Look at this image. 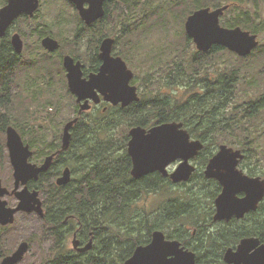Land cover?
Wrapping results in <instances>:
<instances>
[{
    "label": "trees",
    "instance_id": "1",
    "mask_svg": "<svg viewBox=\"0 0 264 264\" xmlns=\"http://www.w3.org/2000/svg\"><path fill=\"white\" fill-rule=\"evenodd\" d=\"M6 2L7 0H0V6ZM247 2L257 9L259 3L264 0H247ZM225 3H227L226 0H108L105 3V15L91 25L84 24L85 27H80L81 19L75 14L77 19L75 35L84 38V30L91 32L94 41L93 43L89 41V44H94L92 49L95 48L98 45L96 44L98 39L101 41L102 38L110 36L109 29L113 21V12H116L117 16L114 17L116 27L120 25L119 35L115 36L116 43L123 44L121 42V37H123L128 50H140L139 41L152 36L155 34L154 32H157V29L169 32L168 35L171 36V27H174L180 20L184 22L193 10L203 6L217 7ZM40 9L37 10L33 18L22 15L16 21H19L20 24L29 22L31 19L36 21L41 13ZM249 9L250 6L248 9H240L237 4L232 5L223 15L222 24L228 27L240 25L254 33H260L255 25L256 19L252 17ZM228 14L233 15L228 17ZM58 25L63 26L64 20H60ZM51 28V24L47 21L36 22L34 31L39 37L38 44H41L40 40L44 34H53L60 41L59 49L63 48L64 44L61 38L55 35ZM97 34H99L98 37ZM23 36H27V34L23 33ZM77 37L75 39L79 40L80 38ZM182 37L184 38L182 42L173 41L166 45L164 50L154 55L147 52L143 60L150 63V73L153 75L162 72L166 78V85L171 86L173 90L176 86L185 85L188 89L189 99L175 102L173 101L174 96L163 93L165 90L160 88L161 90L159 89L150 98L141 95V99L134 102L125 111L110 112L109 116L115 118L110 120L117 121L118 124L117 131L109 135L110 137L115 136L117 138L115 140L94 141L99 136L101 127L109 122L107 113L91 111L88 112L92 113L88 119L85 116L88 113H82L78 122L72 127V137L83 138V145H79L82 149H75L73 153L76 154L73 155V161L70 160L71 164L75 163L78 166L84 163L82 184L78 183L66 193L54 190L49 193L45 192L44 219L34 213H22L19 215V219L29 215L40 219L43 225H50L56 233V242L58 240L64 245L71 227L66 229L64 219L74 216L75 218L69 223L76 226L78 223L82 224L81 238L92 231L93 246L84 253H76L66 249L65 246L54 245V256L40 264H124L138 245L150 242L154 230H163L167 238L171 239H180V236H186L181 227H178L177 221L178 223L182 222L183 216L186 215L188 202L182 199L174 202V194L171 191H161L160 195H166V198L157 203L156 209L153 211L135 206L142 197H147L153 190L158 191L161 185L171 184L160 172L141 178L130 175L127 141L130 138L129 128L131 126H151L157 123L180 121L195 138H207L211 135L226 133L233 135L235 132L248 133L245 137H250L253 130L259 128L260 122H264V92L256 100L231 105L237 97L238 68H232L226 71L227 73H216L217 75L204 72L207 67L216 65L214 57L226 50L225 47L215 44L208 52L195 50L191 57L192 72H187L183 63L184 48L180 50L177 44H184L186 47L193 43V40L186 32ZM10 45V37L7 34L2 38L0 47L2 57L0 76L4 73L8 74L6 78L0 77V136H5L7 126L13 125L24 137L23 125L26 123L29 126V124L24 114L27 109H22V105H25L24 103L27 101L23 95L22 80H17V77H21V74L24 73L28 74L31 67H35L48 80H50L49 77L55 79L58 74L53 73L55 69L53 68L52 53L44 51V58L39 61L33 59V56H30V59H24L23 55L14 53L9 47ZM259 50H262L260 58H263L264 43H261L251 55L241 57V60L250 59ZM174 51L176 52L174 53ZM71 54L81 59L79 54L75 52H71ZM90 55L92 65L91 68L86 69V72L97 69L101 63L100 58L95 56L94 49ZM130 57L131 55H123L128 63H130ZM60 68L64 69L61 61ZM56 73L60 74L61 72L57 71ZM172 80L175 81L172 82ZM29 83L33 85L34 81L30 80ZM30 87L27 85L28 89ZM41 92L44 94L41 88L36 90L30 96L31 101L38 103L44 109L54 107L56 101L39 102L37 100ZM51 92L49 90L50 94ZM68 92L70 93V91ZM248 93L249 90H244V94ZM230 106L231 111L227 113ZM61 134L60 129L54 132L48 143L50 149L54 150L55 147L60 146ZM46 137H48L46 132L39 134L34 132V136L28 139L32 146L35 145L34 141L45 145ZM73 144H70V149L78 146V142L75 146ZM251 144L243 143L239 147L247 152L249 150L247 147ZM211 145L216 146L217 144ZM83 149L84 152L81 151ZM207 151L209 153L205 154ZM212 155L213 149L210 145H205L199 152L196 161L202 162L204 165ZM59 160L55 163V167H59ZM195 175L200 180L205 179L200 168L196 170L194 177ZM189 212L191 215V209ZM190 223L198 224L199 219L190 216ZM8 228L2 231H6ZM252 233L264 235L263 220L260 222V228L254 229ZM1 243L0 260L6 255L5 249H1Z\"/></svg>",
    "mask_w": 264,
    "mask_h": 264
},
{
    "label": "water",
    "instance_id": "2",
    "mask_svg": "<svg viewBox=\"0 0 264 264\" xmlns=\"http://www.w3.org/2000/svg\"><path fill=\"white\" fill-rule=\"evenodd\" d=\"M76 5L80 16L86 24L90 25L105 15V3L108 0H68ZM89 5L86 6L85 4ZM41 0H8L0 8V45L1 39L7 34L12 23L22 14L30 17L39 9ZM230 4L217 7H200L191 12L186 19L185 29L189 37L196 43L198 50L209 51L215 44L222 45L241 57L248 56L259 45L260 40L256 33L242 28V26L226 27L221 24L220 18L229 8ZM11 42L19 52L23 50L24 41L20 33L11 36ZM42 45L49 51H54L59 46L58 39L51 35L41 40ZM115 38H103L100 45L102 64L98 72L90 73L84 77L81 61H75L71 55H65L64 67L67 70V80L70 91L77 96L80 112L89 110L90 100L98 102L100 92L105 100L114 104L122 102L123 106L140 99L138 87L131 85L134 71L128 66L126 60L118 55L113 56L112 50ZM1 64V55H0ZM79 117L70 119L64 126L61 149L65 150L70 145V129L78 122ZM7 147L14 167L15 186L11 190L3 185L0 176V225L12 224L18 212H36L44 217L43 203L38 190L30 191L27 187L19 189L20 184H26L29 179H38L42 171H46L52 164L56 151L48 155L45 161L38 166L29 162L33 151L26 144L18 130L9 125L6 130ZM204 144L198 139H192L183 122L172 121L153 125L145 128L141 125L130 129L128 151L133 159L134 177H140L151 172L159 171L164 176H170L174 182L189 181L196 170L190 160L196 157ZM175 157V158H172ZM244 158L241 149L235 150L227 144H222L217 153L206 165L204 174L206 178L217 179L224 186L223 192L216 199L218 215L229 219L236 213L243 217L250 209H255L264 196V179L260 176L251 178L244 175L237 168L239 159ZM181 160L177 168L169 172L168 166L174 161ZM70 180V171L65 169L63 176L58 179V184H66ZM243 189L248 197L235 199L234 194ZM15 195L18 198L16 206H8L6 195ZM79 240L75 239L76 248L85 252L92 248L93 241L78 247ZM259 244L258 238H245L241 241L237 251L228 250L226 260L232 264H264V245L249 254V248ZM28 241H22L17 249L6 255L0 264H18L29 251ZM124 264H196L193 251L186 249L179 240L166 237L164 231L157 229L152 233V239L147 244L138 245L133 254Z\"/></svg>",
    "mask_w": 264,
    "mask_h": 264
},
{
    "label": "rangeland",
    "instance_id": "3",
    "mask_svg": "<svg viewBox=\"0 0 264 264\" xmlns=\"http://www.w3.org/2000/svg\"><path fill=\"white\" fill-rule=\"evenodd\" d=\"M226 1H236V4L240 9H248V7L250 6V13L252 17L256 19L255 25L258 27L260 32L258 34L259 39L261 40V43H264V2L259 3L258 8L255 9L250 4V2H247V0ZM40 8L41 13L36 18V21H32L31 19L29 22H23V24H20L19 21H16L11 28V33L20 31L22 34H27V36H23L26 45L23 51L24 59H30L29 57L33 56V59L39 61L40 59L44 58V50L41 44H38L39 37L36 31H34V26L37 21L49 22L52 26L51 29L55 32V35L59 36L62 43L64 44V47H61L58 52L52 53V60H54L53 68L55 69L53 73L58 74L55 79L51 77H49L50 80L46 79L40 72L35 69V67H31L28 74L24 73L21 74V77H17V80H22L21 84L24 88L23 95L27 101L24 103L25 105H22V109H27L26 111H24V114L29 124V126L26 123H24L23 125V128L25 129V136L23 137L24 140L31 142L28 138H32L34 136V132H37L38 134L40 132H46L48 136L46 137L45 145L38 142L36 143V141H34L35 145H33L32 147L34 149H37L38 153H40L41 151H46V149L49 148L48 143L51 141L54 132L58 129L63 132L64 124L78 114L79 104L76 101V96L68 92L70 89L66 78V71L65 69L60 68V61L62 62L64 55L75 52L80 55L81 60L85 64V67L89 69L92 65V58L91 55L89 56V54L91 53L92 47L94 45L89 44V41H91L92 43L94 41V36L91 35V32L84 30V38H80L75 35L77 19L76 15L73 13V7L67 0H42ZM259 11L260 16L258 17ZM231 15L233 14H228V17H230ZM116 16V12H113V21L109 29L111 31L110 36L119 35L118 28L120 27V25H117L116 27L114 19V17ZM60 20H64V25L61 27L58 25V22ZM185 20L184 22L180 20L174 27H171V36L168 35L169 32H163L162 30L157 29V32H154L155 34H153L152 36L141 39L139 41L140 44H138L140 46V50H128V48L125 46L126 40L123 37H121V42L123 44H115L114 52L116 54L121 56L125 54L129 56L131 55L130 63L128 64L130 68H132L135 72L134 84L138 86L139 93L142 96L150 98L161 88L165 90L163 91V93H169L171 96H174L173 101L175 102H182L183 100L189 99L188 89L185 85L181 87L176 86L173 90L171 86L166 85V78H164V74L161 72L160 74L153 75L152 73H150V63H146V61L143 60L147 52H150L152 55H154L157 52L164 50L166 45L170 44L173 41L175 42L178 40L179 42H182L184 40V38L182 37L183 33L186 32ZM98 35L99 34H97L96 36ZM75 37L80 39L76 40ZM177 46L180 50L184 48V67L187 72H192L191 57L193 56L195 50H197L196 45L194 43H190L186 47H184V44H177ZM225 49L226 50L218 53L214 57L216 65L207 67L204 72L216 74L227 73L226 71L232 68L239 69L236 89L237 97L231 105L253 101L261 97L262 93L264 92V57L260 58L262 50H259L255 56L251 57L248 60H241V57L238 54L228 50L227 48ZM137 51L138 53H136ZM175 52L176 51H174V53ZM57 71H60L61 73H56ZM7 75L8 74L4 73L0 77L6 78L8 77ZM30 80L34 81L33 85L29 83ZM173 81L175 80H172V82ZM27 85H30L31 87L28 89ZM40 88L41 90H43L44 94L41 92L37 100L39 102H45L47 100L56 101L57 103H54V107L44 109L41 108L38 103L31 101L30 96H32V94ZM49 90L52 91L51 94L49 93ZM244 90H249V93L244 94ZM230 111L231 106L229 107L227 113H229ZM88 112L83 113L85 114ZM110 112L119 111L112 110ZM109 113H107V116H109ZM91 114L92 113L86 114V118L88 119ZM117 125V121H111L109 119V122L101 127L99 136L95 138L94 141H104L105 139L110 137L109 129ZM247 135L248 133L235 132L233 135L226 133L211 135V137H215L217 143L223 142L227 143L230 146L240 148L239 145L243 143H237L238 139ZM249 136L252 138L258 137L259 140L253 142L247 147V149H249L247 153L249 154V157L253 162L260 164L261 169H264V122H260L259 128L254 129L253 134ZM6 140L7 135L5 131V136H0V169L3 184L12 189L14 186V170L12 162L10 160ZM219 146L220 145L218 144L216 146L210 145L214 153L219 149ZM81 151L84 152V149ZM207 153L209 152L207 151L205 154ZM197 163L198 167L201 170V173L204 174V168L201 166L203 163ZM195 177L193 176L191 180L193 181L192 183H189L191 182L189 181L176 185H164L166 190H169L172 194H174V202H177L180 199L188 202L186 204L188 206L186 215L183 216L182 222L178 223L177 221L178 227H181L186 236L192 232V228L194 225V223H190L189 210L191 209L195 201V197L200 193L204 194L202 199L197 201L198 207L197 214L195 216H197L199 219H206L208 211V207L206 205L207 195H209V192L212 191L214 186L218 185L217 181L207 179L205 175V179L201 180L196 177L199 182ZM161 191L162 190L155 192V190H153V192L148 194L147 197H142L137 202V205L135 204V206L148 211L155 210L157 203L165 200L166 198V195H160ZM42 197L44 198V196ZM14 204L15 201H11V205ZM49 228L50 225H43L42 221L40 219H36L33 215L21 217L16 221L14 225H11L6 231H2L0 233V242H2L1 249H5L6 255L11 254L17 248L18 244L21 241L28 240L29 242H31L32 247L26 254L25 259L19 264H40L44 260H48L54 256L53 245L56 242V235L54 234L52 229ZM67 242L68 245H72V238L68 239Z\"/></svg>",
    "mask_w": 264,
    "mask_h": 264
},
{
    "label": "flooded vegetation",
    "instance_id": "4",
    "mask_svg": "<svg viewBox=\"0 0 264 264\" xmlns=\"http://www.w3.org/2000/svg\"><path fill=\"white\" fill-rule=\"evenodd\" d=\"M68 2L73 7V13L77 14L81 18L80 13H79L76 5L70 1H68ZM227 4H230V6H232V5L236 4V1L235 2L227 1ZM85 5L88 6L89 4L86 3ZM222 18H223V15L221 17V24H222ZM96 21H99V19ZM95 22H93V23H95ZM84 24H86V23L81 18L79 26L85 27ZM86 25H88V24H86ZM223 26H225V25H223ZM226 27H228V26H226ZM14 33H16V32L11 33V36ZM20 35L24 41L23 34L21 32H20ZM47 35H51L52 37L58 39L53 34H44V36L41 39H43ZM113 37L115 38V43H114V46H115V44H118V43H116V41H117L116 37L115 36H113ZM102 40H103V38H102ZM101 41H99V39H98L96 42V44H98V45L95 46V48H93L95 56L96 57L98 56V58H100V60H101L99 67L95 70L86 72L87 68L85 67L84 62L81 59L76 58V56L69 54L72 57H74L75 61H81L82 65H83L84 77L88 78L90 73L99 71V68L102 64V59L100 57ZM10 42H11V39H10ZM193 43L196 44L194 42V40H193ZM41 46L45 52H50L42 44H41ZM60 46H61V44L59 42L58 48L55 49L54 51H51V53L58 52L60 50L59 49ZM114 46H113V50H112V55L118 56V54H116L114 52V48H115ZM0 47H1V45H0ZM9 47L12 48L14 53L24 55L23 51H24L26 45H25V41H24L23 50L21 52H19L15 49L12 42H11V45ZM27 48H28V46H27ZM66 55H68V54H66ZM1 63H2V57H1ZM0 66H1V64H0ZM134 80H135V78L131 80V85H136V84H134ZM98 93L100 95V99L98 100V102H95L94 100L91 99L90 102H91L92 107L88 111H100L101 113H109L110 111L113 110V111H120L121 112V111L127 110L134 102H136V101H134L127 106H123L122 102H119L118 104H114L112 101L105 100L104 96L100 92H98ZM88 111H86V112H88ZM78 115H80V113H78ZM108 119H115V118L108 116ZM153 125H156V124H152L151 126H149V125L143 126V127L150 128ZM64 126H65V124H64ZM131 128H132V126L129 128V134H130ZM63 129H64V127H63ZM115 131H117L116 126L110 128V133H113ZM191 138L200 140L204 144V146L205 145L209 146L211 144H218V145L227 144V143H223V142L217 143V140L215 139V137H209L208 136L207 138H201V137L195 138L191 135ZM115 139H117V138L115 136H112V137H108L104 141L115 140ZM120 140L125 141V139H123V138H120ZM258 140H259L258 138L242 137V138L238 139L237 143L247 144V143L256 142ZM128 141H127V152H128V155L130 156V158L128 159V167H129L130 175L132 177H134L131 173V171L133 169V159H132V156L129 154V151H128ZM77 142H78L77 147H72L71 149L68 148L66 150H62L61 149L62 141H61L60 146L55 147L54 150L48 148V149H46V151H41L40 153H38L37 149H34L30 142L25 141L26 144L31 145L30 149L33 151L32 155L29 157V162L33 163V164H37L38 166H40L45 161V159L48 155H50V154H52L58 150H61L59 153H57L55 155L51 166L46 171L40 172L38 179H34V178L29 179L26 184L21 183L20 187H19L20 190L23 189L24 187H27L30 191L38 190L40 192V198H41L42 203H43L44 213L46 212V204H45V199L42 196H44L45 192L49 193L50 191L54 190V191L66 193L67 190H71L72 187L77 185L78 183L82 184L84 163L81 166H78L75 163L71 164V161H73V155L76 154V153H73V151L75 149H82V147H80L79 145H83V138H76V137H72V135H71L70 144L72 145V143H74L73 146H75V144H77ZM232 147H234V146H232ZM234 148H235V150L241 149L242 152L244 153V158L239 159V162L237 164V168L242 170L244 175H247L248 177L254 178V177L260 176L261 178L264 179V169H261V165L256 163V162H253L250 159L249 154L247 152H245L242 148H236V147H234ZM217 151L215 153L213 152V155L208 159V161L206 162L205 165H203V164L201 165L204 168V170L206 168V165L210 162V159L217 153ZM62 153H63V156H62ZM9 156H10V153H9ZM197 156L190 160V162L196 166V170L199 168L198 163L196 161ZM57 160H59V162H58L59 167H55V163H57ZM62 160H64V161L61 163ZM180 162H181V160H177V161H174L173 163H171L168 166L169 172L174 171ZM66 168H68L70 171V180L66 184L60 185V184H58V179L63 176V173H64ZM13 170H15L14 167H13ZM155 172H159V171H155ZM155 172H151V173H148L146 175H150V174L152 175ZM0 176H1V169H0ZM143 176H145V175H143ZM143 176L135 177V178H141ZM193 176H194V174L192 175V177L190 178L189 181L192 180ZM164 178L169 180L170 184H173V185L189 182V181L174 182L170 178V176H164ZM207 179L215 180L218 182V185L214 186L212 191L209 192V195H207V202H206V205L208 207L207 217H206V219H199L197 216H195L197 214V207H198L197 201L202 199V197L204 195L203 193H200L197 195V197H196V199H195V201L191 207V215H190L191 218H195V219L198 218L199 223L198 224L194 223L193 228H192V232L189 234L188 237L187 236H180L179 238L181 240L178 238H177V240H179L181 242V244L186 249L193 251L195 253L196 264H232L226 260V258H225L226 252L228 250H232L234 252L237 251L239 246H240V243L243 239L251 238V237L259 239V244L257 243L253 247L249 248V251H248L249 254L254 253L259 246L264 245V235L252 233V231L254 229L260 228L261 220L264 221V196L259 201L257 207L255 209H250L249 211H247L243 217H238V215L236 213L232 214V216L229 219H227L224 216L220 217L222 215L217 214L218 213V207H217L216 199L223 192L224 186L221 185L217 179H214V178H207ZM192 182L193 181H191L189 183H192ZM14 186H15V178H14ZM14 186H13V188H14ZM9 190L12 191V189H9ZM160 190H162V191L166 190L164 185H161V188L158 191H160ZM246 197H248V194L242 188L234 194L235 199H244ZM3 199L8 200V206L14 207L18 203V198H16L15 195L9 194V195L4 196ZM11 201L12 202L15 201V204L11 205ZM22 213H25V214L34 213L35 214L36 212H31V213L23 212V211L18 212L16 214L14 223L8 224V225H0V233L2 232L3 229L10 227L11 225H14L16 223L17 219H19V215ZM40 218L44 219L45 217H40ZM74 218H75L74 216H71V217L69 216V217H66L64 219V224H66V229H68L71 226L70 229L68 230V236L64 242V245H63V243H60L58 240H57L56 244H54V245H57L58 247L65 246L66 249H68L70 251L71 250L75 251L76 253H84V252L79 251L76 248V246L74 244V240L78 239L80 242L78 244V247H83L84 245H87L91 240L93 241L92 231H89L88 235L85 234L84 237L81 238L80 237L81 230L83 229L82 224L78 223L76 226L75 224L72 225L69 223V221L71 222V220ZM52 221H54L53 218H52ZM50 228H51V226H50ZM52 231H53V229H52ZM54 234L56 235V233H54ZM70 238H72V245H68V242H67L68 239H70ZM26 241H28V240H26ZM29 244H30V248H31L32 247L31 242H29Z\"/></svg>",
    "mask_w": 264,
    "mask_h": 264
},
{
    "label": "snow or ice",
    "instance_id": "5",
    "mask_svg": "<svg viewBox=\"0 0 264 264\" xmlns=\"http://www.w3.org/2000/svg\"><path fill=\"white\" fill-rule=\"evenodd\" d=\"M172 158H175V157H172Z\"/></svg>",
    "mask_w": 264,
    "mask_h": 264
},
{
    "label": "bare ground",
    "instance_id": "6",
    "mask_svg": "<svg viewBox=\"0 0 264 264\" xmlns=\"http://www.w3.org/2000/svg\"><path fill=\"white\" fill-rule=\"evenodd\" d=\"M219 78V77H218ZM221 82V81H220Z\"/></svg>",
    "mask_w": 264,
    "mask_h": 264
}]
</instances>
